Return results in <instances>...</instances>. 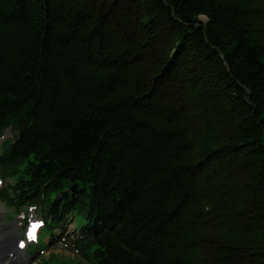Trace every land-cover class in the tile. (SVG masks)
Here are the masks:
<instances>
[{
	"label": "trees",
	"instance_id": "obj_1",
	"mask_svg": "<svg viewBox=\"0 0 264 264\" xmlns=\"http://www.w3.org/2000/svg\"><path fill=\"white\" fill-rule=\"evenodd\" d=\"M7 130L30 253L79 214L90 264H264V0H0Z\"/></svg>",
	"mask_w": 264,
	"mask_h": 264
},
{
	"label": "rangeland",
	"instance_id": "obj_2",
	"mask_svg": "<svg viewBox=\"0 0 264 264\" xmlns=\"http://www.w3.org/2000/svg\"><path fill=\"white\" fill-rule=\"evenodd\" d=\"M205 21L206 18L202 17ZM13 136L11 130H7L2 138H0V146L5 140L11 139ZM0 184V192L2 188ZM43 218L40 216L38 209L27 207L21 211H17L16 208H9L0 201V263L1 264H45L48 261L49 264H90L85 261L80 255L72 252L70 246L64 241L63 237H71L74 235V228L80 229L86 224L83 216L77 214L74 218V224H68L61 230H55L57 236L50 238V235L45 237L43 241L48 243V246L44 251L39 253H30V247L26 245L25 248H18L19 241L24 240L27 227L31 223L41 222ZM44 229L43 235L46 233ZM67 237V238H68ZM26 243V242H25ZM14 254L20 256L23 260L16 259Z\"/></svg>",
	"mask_w": 264,
	"mask_h": 264
},
{
	"label": "water",
	"instance_id": "obj_3",
	"mask_svg": "<svg viewBox=\"0 0 264 264\" xmlns=\"http://www.w3.org/2000/svg\"><path fill=\"white\" fill-rule=\"evenodd\" d=\"M207 21V19L205 20V22ZM72 191L74 192V193H82V191L81 190H79V186L78 185H74L72 188Z\"/></svg>",
	"mask_w": 264,
	"mask_h": 264
},
{
	"label": "bare ground",
	"instance_id": "obj_4",
	"mask_svg": "<svg viewBox=\"0 0 264 264\" xmlns=\"http://www.w3.org/2000/svg\"><path fill=\"white\" fill-rule=\"evenodd\" d=\"M1 250V249H0ZM9 252L11 253L12 251H11V249L9 250ZM15 252V251H14ZM14 252H12V254L14 255V257H16V259H19L21 262L23 261L21 258H20V256H18L17 257V255H18V253H17V255L16 254H14ZM1 254V253H0ZM1 257V256H0ZM1 264V263H0Z\"/></svg>",
	"mask_w": 264,
	"mask_h": 264
}]
</instances>
